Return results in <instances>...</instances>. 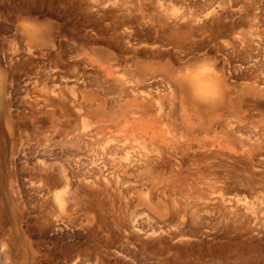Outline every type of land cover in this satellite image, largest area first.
Returning <instances> with one entry per match:
<instances>
[{
  "label": "rangeland",
  "instance_id": "obj_1",
  "mask_svg": "<svg viewBox=\"0 0 264 264\" xmlns=\"http://www.w3.org/2000/svg\"><path fill=\"white\" fill-rule=\"evenodd\" d=\"M90 1L0 0L7 86L0 99V264H264L263 109L236 88L233 55L214 35L224 24L255 26L264 19V0H99L95 10ZM23 16L50 20L44 49L25 51L16 26ZM262 19L251 32L264 44ZM168 31L189 41L178 45ZM257 41L252 47L263 50ZM261 49L253 53L264 61ZM58 53L68 56L59 60ZM201 59L212 60L231 87L233 105L224 112L234 124L222 126L216 107L205 115L182 100L169 79L177 66ZM40 74L55 79L48 86L55 104L75 98L79 105L62 118L55 105L38 120L28 117L27 105L43 87L33 83ZM135 149L159 153L154 169L123 167L128 155L137 160ZM57 193L68 198L65 210L54 202Z\"/></svg>",
  "mask_w": 264,
  "mask_h": 264
},
{
  "label": "bare ground",
  "instance_id": "obj_2",
  "mask_svg": "<svg viewBox=\"0 0 264 264\" xmlns=\"http://www.w3.org/2000/svg\"><path fill=\"white\" fill-rule=\"evenodd\" d=\"M95 4H94V3ZM98 2V4L100 3V4H102L103 5V2L101 3V2H99V0L97 1H90V5H89V8H96V7H94L95 5H98V4H96ZM102 5H101V7H102ZM100 6V5H99ZM241 7V6H240ZM242 8V11L245 9V8H243V7H241ZM247 8V7H246ZM249 9V8H248ZM95 10V9H94ZM129 10V9H128ZM91 11H93V10H91ZM213 11V10H212ZM241 11V10H240ZM246 11V15L248 14L247 13V11L248 10H245ZM248 12H250V11H248ZM256 12V11H255ZM107 14V13H106ZM240 14H243V12H240ZM245 14V13H244ZM243 14V15H244ZM255 14V16H256V13H254ZM253 14V15H254ZM262 13H258V15H261ZM169 15V14H168ZM173 15H175V14H173L172 13V15L170 14L169 16H171V17H173ZM245 15V16H246ZM257 15V16H258ZM188 16V15H187ZM242 16V15H241ZM248 16H249V14H248ZM248 16H247V20H248ZM263 16V15H262ZM132 17V16H131ZM224 17V16H223ZM238 17V16H237ZM243 18H244V16H243ZM242 18V22L244 21V19ZM256 18V17H255ZM258 18H259V16H258ZM135 19V18H134ZM171 19V18H170ZM182 19V18H181ZM180 19V20H181ZM190 19V18H189ZM238 19V18H237ZM262 18H260L259 19V22H260V20H261ZM191 20V19H190ZM193 20V19H192ZM246 20V19H245ZM246 20V21H247ZM264 19H262V21H263ZM234 22V21H233ZM241 22V24L243 25L244 23H242ZM259 22H256L255 23V26H254V22H252L250 25H249V27L248 28H250V29H247V30H241V28H240V30H238V29H236V27H234L236 24H234L233 25V27H225V24L224 25H222V26H219V27H216V29H215V31H214V35H215V37L216 38H218V40H220V42L222 43L221 45L223 46V47H226L227 46V52H229L228 53V55L229 56H231V55H233L232 57H230V59H231V63L233 62V63H236V66H234L233 68H231V72H232V78L234 79V81L236 82L235 84H236V88L238 89V90H240L241 91V93H242V96L244 97V99L246 100V101H249V105L250 104H253L254 106H257L259 109L260 108H262L263 110L261 111V114L264 116V67L262 66V63L264 62V61H262V59H261V61H259V58L257 57V56H255V53H253V50L254 51H256V55H257V49H261L262 47H259V48H257L256 49V47H252L254 44H256L257 45V43L256 42H258L257 40L259 39V42L260 43H262L261 41H263V39L260 41V37L257 39V38H255L256 36H258V35H253V33L251 32V28H253V27H256V26H258L257 25V23H259ZM174 24H175V26H176V24L177 23H175V22H173ZM236 23V22H235ZM247 23V22H246ZM245 23V24H246ZM173 24V25H174ZM192 24V23H191ZM244 24V25H245ZM259 24H261V23H259ZM263 24V23H262ZM247 26V25H246ZM264 26V25H263ZM259 27H261V26H259ZM169 28H171V27H169ZM172 28L174 29V27L172 26ZM180 28H182V27H179L177 30H179ZM232 28V29H231ZM172 29V30H173ZM236 29V30H235ZM253 29H255V28H253ZM169 30V29H168ZM181 30H183V29H181ZM180 30V31H181ZM192 31V30H191ZM169 32V34H171V40H172V37H173V39L175 40L174 42H176L178 45H185V44H187V41H189V40H187V38H186V35H183V33H184V31H181V32H183L182 34H180L181 32H179V35L177 34V33H174V31H173V33H172V31H171V33H170V31H168ZM186 32H187V30H186ZM185 32V33H186ZM189 33V32H188ZM231 34V35H230ZM228 35H230L231 37L234 35V37H232L233 39L232 40H230V39H228L227 38V36ZM21 36V35H20ZM62 36V35H61ZM188 36H190L189 34H188ZM255 36V37H254ZM22 38H24L23 36H22ZM169 38H170V36H169ZM195 38V37H194ZM189 39V38H188ZM24 41V40H23ZM46 41V40H45ZM45 41H42V42H45ZM47 42V41H46ZM45 42V44L44 45H42V44H40V43H33V42H30V41H27L26 39H25V46H24V48L26 49L25 51L26 52H28V51H30L31 53L33 52V53H35L34 51V49H36V51H38V48L40 49H44L43 47L45 46V45H47V43ZM172 42V41H171ZM17 43V42H16ZM14 44V46L15 45H17V44ZM65 43V42H64ZM175 43V44H176ZM233 44V47H232V50H229V48L228 47H230L229 45L230 44ZM259 44V43H258ZM41 45V46H40ZM200 45V44H199ZM256 45H254V46H256ZM261 45H263V47H264V44L262 43ZM18 47V46H17ZM17 47H15V49H17ZM59 47V46H58ZM23 48V49H24ZM68 48V47H67ZM256 50H255V49ZM13 49H14V47H13ZM13 49H12V51H13ZM14 49V50H15ZM34 50V51H33ZM69 50V49H68ZM264 50V49H263ZM263 50L261 49V51L260 52H263ZM258 52H259V50H258ZM259 52V53H260ZM9 53V52H8ZM23 53V52H22ZM29 53V52H28ZM72 53V52H71ZM7 54V53H6ZM30 54V53H29ZM4 55V54H3ZM3 55H2V57H3ZM14 55V54H13ZM23 55H25V53L24 54H21V56H23ZM31 55H33V54H31ZM35 55V54H34ZM33 55V56H34ZM260 55H264V54H260ZM6 56V55H5ZM21 56H19V57H21ZM28 56V55H27ZM63 56H65V54L64 53H58V55H57V58L59 59V60H63V59H65V57L67 58V56H65L64 58H63ZM7 57H8V55H7ZM6 57V58H7ZM29 57V56H28ZM27 57V58H28ZM70 57V56H69ZM107 58H109V56L107 57ZM9 59V58H8ZM21 59V58H20ZM23 59V58H22ZM21 59V60H22ZM264 59V58H263ZM18 60V59H17ZM23 60H25V61H27L25 58L23 59ZM34 60V59H33ZM70 59H68V61H69ZM7 61V60H6ZM12 62V61H11ZM28 63H29V61H27ZM67 62V61H66ZM260 62H262L261 64H259ZM13 63V62H12ZM12 63H11V65H12ZM27 63V64H28ZM232 63V64H233ZM77 64H79V63H77ZM229 64V63H228ZM227 64V65H228ZM231 64V65H232ZM61 65V64H60ZM237 65H238V67H237ZM261 65V66H260ZM264 65V64H263ZM229 66V65H228ZM30 67V66H29ZM39 67V66H38ZM245 67H247V68H245ZM19 67H13V69H12V71L14 72V71H16L17 69H18ZM45 68V67H44ZM48 68H49V66H48ZM48 68H46V69H48ZM76 68V67H75ZM26 69V68H25ZM40 69V68H39ZM45 69V70H46ZM50 69V68H49ZM57 70V69H56ZM55 70V71H56ZM41 71V70H40ZM44 71V70H43ZM43 71H41V72H43ZM51 71H52V68L48 71V72H50L51 73ZM230 70H228V72H229ZM46 72V71H45ZM36 73H37V71H36ZM44 73V72H43ZM42 73V74H43ZM46 74H47V72H46ZM45 74V75H46ZM25 75V74H24ZM47 75H49V74H47ZM44 76V77H42V75L40 74L39 76V78H38V80H36V82H33L34 83V85H35V88H37V89H39V86H41L42 88H41V90L39 89V90H37L38 92H39V95H37V96H35V98H34V100L33 101H29L30 102V105H27V106H30V112H28V117H30L31 119H33V120H38V119H40V116L43 114V113H45V112H48V108L47 109H45L46 107H49V108H51L50 106H56L55 107V114L57 115L58 114V112H59V116H60V118H62V117H64V112H69L70 110L69 109H74V107L75 106H77V105H79L78 104V102H77V99H75L74 98V100H71L70 101V103L69 102H67V101H63L62 102V104L59 102V105L56 103L55 104V101H54V99H55V97L53 98V94H52V92L49 90V89H51V87H48L49 86V84H50V79H54V78H51L50 76V78L48 77V76ZM55 75H56V73H54V76L53 77H55ZM84 76V75H83ZM169 76H171V77H169ZM221 83H222V99L220 100V102L219 103H217V104H215V105H212V106H206V105H201V104H198V103H196V102H194L192 99H191V97H190V95L188 94V92H187V90L178 82V81H176L175 80V78H174V76L173 75H169L168 74V77H169V79L171 78V81L177 86V90L179 91L178 92V94L180 95V98L182 99V100H186V101H189L193 106L195 105L196 107H198V108H201V110L200 111H202V113H204L205 115L206 114H208L209 112H208V110L209 109H213V107H216V109L219 111V113H222V111L224 112V110H227L228 108H230L232 105H233V100L232 99H230L229 98V94H230V92H231V87H229L228 85H227V83L224 81L226 78L224 77V75L223 74H221ZM31 77H33V76H31ZM30 77V78H31ZM37 77V76H36ZM42 77V78H41ZM24 78V77H23ZM27 78H29V77H27ZM59 78V77H58ZM35 79V78H34ZM60 80L62 79L61 77L59 78ZM63 80V79H62ZM54 81H55V79H54ZM53 81V82H54ZM77 81V80H76ZM31 82V81H30ZM52 82V83H53ZM56 82V81H55ZM58 82V81H57ZM69 83V82H68ZM54 84V83H53ZM60 84V83H59ZM65 84V83H64ZM71 84V83H70ZM24 85V84H23ZM56 85V84H55ZM58 85V84H57ZM56 85V88L58 89V87L59 88H61L60 86H57ZM175 85L173 86V87H175ZM68 86V85H67ZM67 86H66V88H67ZM172 86V85H171ZM70 87V86H69ZM29 88V87H28ZM34 88V87H33ZM53 88V87H52ZM73 88V87H72ZM6 89H7V86H6V84H5V82H4V79L2 78L1 79V76H0V99H2V96L4 95V93H5V91H6ZM19 89V88H18ZM69 89V88H68ZM175 89V90H176ZM25 90H26V88H25ZM70 90V89H69ZM170 90V89H169ZM176 90V91H177ZM22 92V91H21ZM27 92H29V91H27ZM60 92V91H59ZM69 92V91H68ZM72 93V92H71ZM75 93V92H74ZM35 94V93H34ZM60 94H62V93H60ZM31 95V94H30ZM33 95V94H32ZM54 95H57L55 92H54ZM70 95V94H69ZM74 95V94H73ZM65 96V95H64ZM23 97V96H22ZM21 97V98H22ZM25 97H27V95L25 96ZM74 97V96H73ZM72 97V98H73ZM93 103V102H92ZM91 103V104H92ZM29 104V103H28ZM95 104V103H94ZM99 104V105H98ZM101 104H102V102H101ZM100 102L99 103H97V105L100 107ZM142 104H143V102H142ZM141 104V105H142ZM144 104H146V103H144ZM61 105V106H60ZM68 105H70V107L68 108ZM87 105V104H86ZM93 105V104H92ZM128 105V103H126L125 104V106H127ZM173 105V104H172ZM176 106H177V104H175ZM15 106V105H14ZM57 106H59V108H61V110H57L56 108H57ZM104 106V105H103ZM99 107H95V108H98L99 110H101ZM147 107V106H146ZM93 108V107H92ZM75 109H78L77 107L75 108ZM98 109H96V110H98ZM158 109V108H157ZM160 109V108H159ZM158 109V110H159ZM162 109V108H161ZM174 110H173V112L175 111V110H177V108L175 107V108H173ZM95 110V111H96ZM98 110V111H99ZM49 111H52L51 109L49 110ZM168 111H171V110H168ZM168 111H167V113H168ZM29 113H30V116H29ZM60 113H61V115H60ZM98 113H101V112H98ZM144 113V112H143ZM143 113H140V114H143ZM146 113V112H145ZM157 113V112H156ZM171 113H172V111H171ZM25 114V113H24ZM134 114V113H133ZM170 114V112L168 113V115ZM26 115V114H25ZM26 116V117H27ZM145 116H146V114H145ZM221 116V115H220ZM223 116H224V118L225 119H222V120H220V124L222 125V126H224V125H226L227 124V126L228 125H230V124H234V122H232V123H230V121H229V119H231V118H229V116H230V114H226L225 112H224V114H223ZM222 116V117H223ZM27 117V118H28ZM166 117V116H165ZM24 118V117H23ZM26 118V119H27ZM155 118V117H154ZM153 118V119H154ZM163 118H164V116H163ZM167 118V117H166ZM136 119V118H135ZM140 119V118H139ZM139 119H138V121H139ZM137 120V119H136ZM156 120V119H155ZM146 122L148 121V122H150V120H145ZM151 122H153V121H151ZM168 122V121H167ZM155 122H153V124H154ZM146 124V123H145ZM162 123H160V125H161ZM150 125H152V123H150ZM164 125V124H163ZM140 126V125H139ZM146 126H148L149 127V125H146ZM159 126V125H158ZM233 127V126H232ZM228 128V127H227ZM230 128H231V126H230ZM96 129V128H95ZM235 129V128H234ZM237 129V128H236ZM1 130V129H0ZM158 130V129H157ZM86 131V130H85ZM233 131V130H232ZM258 131V130H257ZM259 131H260V129H259ZM82 132V131H81ZM141 132V131H140ZM144 132H145V130H144ZM234 132H235V130H234ZM238 132V131H237ZM71 133V132H70ZM60 134H61V132L59 131V134H58V136H60ZM143 134V133H142ZM256 134V133H255ZM258 134V133H257ZM261 134V133H260ZM240 135V134H239ZM243 135V137H244V134H242ZM253 135V134H252ZM251 135V136H252ZM259 135V134H258ZM263 136H264V134H262ZM262 135L260 136V137H262ZM258 136V137H259ZM240 137V136H239ZM84 138V137H83ZM250 138V137H249ZM44 140H49V138L48 137H46V138H43ZM75 139V138H74ZM89 139H91V138H89ZM240 139H242V136H241V138ZM254 140L256 139V136L254 135V138H253ZM258 140V139H257ZM257 140H255V143L257 142ZM69 141V140H68ZM80 141V140H79ZM243 141V140H242ZM259 141V140H258ZM76 142H77V144L75 143V142H71V144L73 143H75V147H77V149H75L74 151H77L76 153L75 152H73V153H75V154H78V151H79V148L78 147H80V144L79 143H81V141L80 142H78V140L76 139ZM133 142V141H132ZM238 142H241L240 140L238 141ZM251 142H254L253 140L251 141ZM139 143V142H138ZM242 143V142H241ZM241 143H238L239 144V146H241L242 144ZM72 144V146L74 147V145ZM86 144V143H85ZM156 144L158 145V143L156 142ZM244 144H245V142H244ZM4 145V144H3ZM55 145V144H54ZM62 145V144H61ZM65 145V146H64ZM84 145V144H83ZM255 144L253 143L250 147H253ZM53 146V145H52ZM51 146V147H52ZM63 146L64 147H67L66 146V144H63ZM117 146L118 145H116V148H117ZM150 146H151V144H150ZM173 144L171 143V146H169V148L171 149V151L174 149L173 148ZM84 147V146H83ZM119 147V146H118ZM139 147V146H138ZM145 147H147L146 145L144 146V148ZM212 147V146H211ZM233 147V146H232ZM243 147L245 148L246 147V145L244 146L243 145ZM255 147V146H254ZM111 148V147H110ZM115 148V152H116V150H119V149H116ZM194 148V147H193ZM247 148V147H246ZM245 148V149H246ZM4 149V148H3ZM127 149V148H126ZM147 149V148H146ZM44 150V149H43ZM96 150V149H95ZM111 151L112 150H114L113 148H111L110 149ZM109 150V151H110ZM125 150V149H124ZM123 150V151H124ZM132 150V149H131ZM135 150H137L138 152H140L138 149H135ZM153 150H155V149H153ZM193 150V149H192ZM241 150V149H240ZM248 150V149H247ZM246 150V151H247ZM57 151V150H56ZM60 151V150H59ZM134 151V150H133ZM137 151L135 152V154L137 153ZM141 151H144L143 150V148H142V150ZM95 152V151H94ZM107 152V151H106ZM128 152H131V151H129L128 150ZM154 151H146V152H144V153H141L140 152V154L138 155V154H136V155H138V156H136L137 158V160H134L133 161V159L128 155V158H126V159H124V161L125 162H121L122 164H124L123 165V167L127 170V171H129L130 169L132 170V169H134V170H139L140 171V169L141 168H145V167H147V168H149V169H154V167L156 166V163H155V161H156V159H157V157L159 156V153H153ZM52 153V152H51ZM99 153V152H98ZM113 152H111V154H112ZM123 153V152H122ZM134 153V152H133ZM248 153V152H247ZM50 154V153H49ZM80 154V153H79ZM83 153H81V155H82ZM101 154V153H100ZM102 154H103V152H102ZM109 154V153H108ZM114 154V153H113ZM135 154H134V156H135ZM74 155V154H73ZM104 155V154H103ZM102 155V156H103ZM114 155H116V154H114ZM121 155V154H120ZM130 155H132V152H131V154ZM208 155V154H207ZM215 155V154H214ZM216 155H217V153H216ZM39 156V155H38ZM55 156V155H54ZM76 156V155H75ZM118 156V155H117ZM110 157V156H109ZM114 157V156H113ZM113 157H110L111 159L113 158ZM219 157H222V156H219ZM107 159H109L108 157H106ZM115 159H117V157H114ZM113 158V159H114ZM134 158V157H133ZM259 158V157H258ZM260 158H262V157H260ZM264 158H262V160H263ZM79 160V159H78ZM82 160V159H81ZM81 160L79 161V162H81ZM104 160H106V159H104ZM158 160V159H157ZM214 160V159H213ZM77 161V160H76ZM94 161V160H93ZM108 161V164H109V161H111L110 159L109 160H107ZM219 161V160H218ZM217 161V162H218ZM39 162V161H38ZM72 162V161H71ZM83 162V161H82ZM81 162V163H82ZM106 162V161H105ZM68 163V162H67ZM73 163V162H72ZM85 163V162H84ZM92 163H94V162H92ZM96 163V162H95ZM69 164V163H68ZM100 164V163H99ZM98 163L97 164H93L94 165V167L95 168H97V169H99L100 168V166H99V168L98 167H96V165L98 166L99 165ZM106 164V163H105ZM121 164V165H122ZM37 165V164H36ZM67 165V164H66ZM82 165V164H81ZM60 166V165H59ZM73 166V165H72ZM102 166V165H101ZM108 166V165H107ZM70 167V166H69ZM75 167V166H74ZM103 167V166H102ZM109 167V166H108ZM107 167V169H109ZM122 167V168H123ZM134 167H137V168H134ZM40 168V167H39ZM42 168V167H41ZM40 168V169H41ZM112 168V167H111ZM59 169V168H58ZM66 169V168H65ZM101 169V168H100ZM100 169L98 170V171H100ZM119 169V172L121 171L120 170V168H118ZM117 169V170H118ZM60 170V172H61V168L59 169ZM58 170V171H59ZM81 170V169H80ZM84 170V169H83ZM104 170V169H103ZM103 170H101V171H103ZM106 170V169H105ZM130 170V171H131ZM62 171H65L64 169H62ZM77 171V170H76ZM92 171V170H91ZM98 171H97V173H98ZM100 171V172H101ZM107 172H108V170H106ZM111 170H109V172H110ZM143 171H145V170H142V172ZM79 172V171H78ZM99 172V173H100ZM133 172V171H132ZM86 173V172H85ZM95 173H96V171H95ZM113 173H114V171H113ZM113 173L111 174V175H108L107 174V176L110 178V176H112L113 175ZM118 173V172H117ZM65 175H66V172L64 173ZM104 174H106V173H104ZM135 174V172H133V175ZM156 174V173H155ZM175 174V173H174ZM115 175H117V174H115ZM120 175H122V174H120ZM106 176V177H107ZM119 176V173H118V175H117V177ZM124 176V175H123ZM139 176V175H138ZM103 177V176H102ZM112 177H114V175L112 176ZM116 177V176H115ZM167 177H169V176H167ZM187 177V176H186ZM173 178V177H172ZM68 179V178H67ZM107 179V178H106ZM117 179V178H116ZM115 179V180H116ZM119 179V178H118ZM66 180V179H65ZM103 180H104V178H103ZM107 181V180H106ZM44 182V181H43ZM46 182V181H45ZM67 182H69L68 180H67ZM70 183V182H69ZM106 183V182H105ZM108 183H110L109 181H108ZM45 184H47V183H45ZM66 184V183H65ZM74 184V183H73ZM32 185V184H31ZM35 185V184H34ZM38 187V186H37ZM39 188V187H38ZM37 188V189H38ZM41 188V187H40ZM67 189H68V187H67ZM48 191V190H47ZM46 192V191H45ZM44 191H43V194L45 193ZM40 193H42V191H40ZM47 193V192H46ZM65 193H66V191H65ZM78 193V192H77ZM68 194V193H67ZM45 196H48V195H46L45 194ZM55 196V199L56 200H58L60 197H62V193H57V195H54ZM38 197V196H37ZM40 197V196H39ZM68 197H69V195H68ZM72 197H74L73 195H72ZM72 197H70V198H72ZM76 198V197H75ZM70 201H72L71 203H74L75 201L73 200V198H72V200H70ZM74 201V202H73ZM67 203H69L68 202V198H67ZM77 202H75L74 203V206L73 207H75V204H76ZM70 204V203H69ZM79 205V204H78ZM71 206H72V204H71ZM58 209H60V208H58ZM63 210H65V209H63ZM69 210V209H68ZM71 211V210H70ZM194 211H196L195 209H193V212L191 211V215H190V217H191V222H196L197 223V221H199L198 219H196V215L194 214V213H196V212H194ZM57 216V217H56ZM56 216H53V217H56L57 219H59L58 218V215H56ZM199 217V216H198ZM200 219V218H199ZM58 221V220H57ZM56 224H58L59 222H55ZM60 223H61V220H60ZM131 224H133L134 225V223L133 222H131ZM189 224V223H188ZM60 225V224H59ZM133 225H131L132 227H133ZM199 225V224H198ZM135 226V225H134ZM58 227V226H57ZM246 226H244L243 228L246 230V228H245ZM251 227V226H250ZM56 228V227H55ZM64 228V227H63ZM195 228V227H194ZM193 228V229H194ZM248 229H249V226L247 227ZM51 229H52V227H51ZM58 228H56V230H57ZM136 229V228H135ZM134 229V230H135ZM247 229V230H248ZM244 230V231H245ZM50 232V231H49ZM252 233V232H251ZM64 235V234H63ZM1 253V252H0ZM2 258V257H1ZM78 258V257H77ZM79 259V258H78ZM83 260V259H82ZM89 260H90V258H89ZM93 261V260H92ZM78 262V261H77ZM82 262V261H81ZM90 262V261H89ZM89 262H86V263H89ZM29 263H32V261H29ZM85 263V264H86ZM93 263H94V261H93ZM23 264H25V263H23ZM26 264H28V263H26ZM76 264V263H75ZM79 264V263H78ZM89 264H91V263H89Z\"/></svg>",
  "mask_w": 264,
  "mask_h": 264
},
{
  "label": "clouds",
  "instance_id": "obj_3",
  "mask_svg": "<svg viewBox=\"0 0 264 264\" xmlns=\"http://www.w3.org/2000/svg\"><path fill=\"white\" fill-rule=\"evenodd\" d=\"M16 26L21 35L30 42L44 41L50 31V20L38 17H20ZM174 78L188 92L191 99L201 105L212 106L222 99V83L216 64L210 59H201L175 68ZM57 208L67 207V196L54 201Z\"/></svg>",
  "mask_w": 264,
  "mask_h": 264
}]
</instances>
